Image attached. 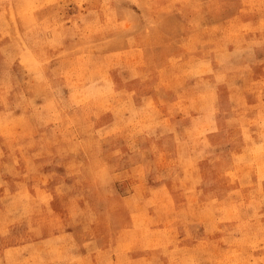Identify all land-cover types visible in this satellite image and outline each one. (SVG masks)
I'll return each mask as SVG.
<instances>
[{
  "label": "rangeland",
  "instance_id": "1",
  "mask_svg": "<svg viewBox=\"0 0 264 264\" xmlns=\"http://www.w3.org/2000/svg\"><path fill=\"white\" fill-rule=\"evenodd\" d=\"M0 264H264V0H0Z\"/></svg>",
  "mask_w": 264,
  "mask_h": 264
}]
</instances>
